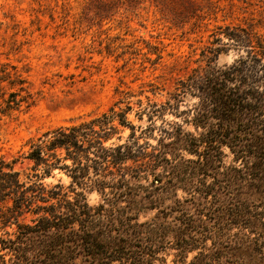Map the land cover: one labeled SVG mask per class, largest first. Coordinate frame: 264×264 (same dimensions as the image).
I'll return each mask as SVG.
<instances>
[{
	"label": "trees",
	"instance_id": "trees-1",
	"mask_svg": "<svg viewBox=\"0 0 264 264\" xmlns=\"http://www.w3.org/2000/svg\"><path fill=\"white\" fill-rule=\"evenodd\" d=\"M217 33L228 42L215 38L209 52L231 47L238 56L223 65L209 58L161 104L137 99L135 116L149 122L139 136L126 91L100 114L0 155V264H264V36L240 26ZM25 82L9 81L19 91L0 113L31 105ZM186 97L195 101L180 110ZM166 111L193 131L163 119L155 126ZM155 129L156 144L139 143ZM55 170L68 185L43 182Z\"/></svg>",
	"mask_w": 264,
	"mask_h": 264
},
{
	"label": "rangeland",
	"instance_id": "rangeland-1",
	"mask_svg": "<svg viewBox=\"0 0 264 264\" xmlns=\"http://www.w3.org/2000/svg\"><path fill=\"white\" fill-rule=\"evenodd\" d=\"M218 26L264 36V0H0V76H9L0 82V102L19 91L9 83L15 74L26 80L32 100L29 107L0 113V155L11 158L47 129L100 114L126 91L135 95L128 117L139 136V126L149 122L135 116L137 99L161 104L179 79L209 58L223 65L238 56L231 47L209 52L220 46L215 38L228 42ZM194 101L186 97L179 109ZM162 119L193 131L183 114L166 111L154 125ZM130 131L123 130V139ZM159 135L155 129L138 141L156 144ZM225 153L227 164L231 155ZM54 174L43 182L69 184L63 173ZM86 196L90 203L99 199L97 192Z\"/></svg>",
	"mask_w": 264,
	"mask_h": 264
}]
</instances>
